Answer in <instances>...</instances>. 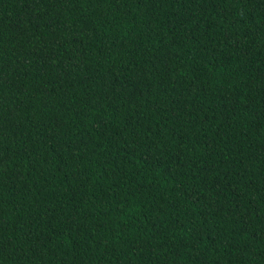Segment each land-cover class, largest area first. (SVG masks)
Masks as SVG:
<instances>
[{
    "label": "trees",
    "instance_id": "trees-1",
    "mask_svg": "<svg viewBox=\"0 0 264 264\" xmlns=\"http://www.w3.org/2000/svg\"><path fill=\"white\" fill-rule=\"evenodd\" d=\"M0 264H264V0H0Z\"/></svg>",
    "mask_w": 264,
    "mask_h": 264
}]
</instances>
